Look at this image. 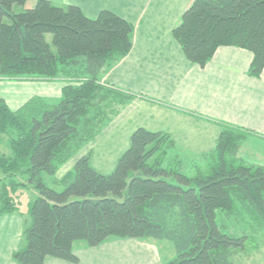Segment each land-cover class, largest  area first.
I'll use <instances>...</instances> for the list:
<instances>
[{
    "label": "trees",
    "instance_id": "16d2710c",
    "mask_svg": "<svg viewBox=\"0 0 264 264\" xmlns=\"http://www.w3.org/2000/svg\"><path fill=\"white\" fill-rule=\"evenodd\" d=\"M27 1L0 0V80L64 86L58 102L35 97L17 111L0 99V142L6 137L9 151H0V216L20 212L18 188L37 193L13 260L78 264V247L134 239L171 243L176 256L162 264H237L264 237V166L239 157L254 133L223 124L215 149L197 155L139 128L110 174L93 169L87 155L55 179L137 98L103 81L130 53L134 26L107 10L91 18L75 5L38 0L26 8ZM172 34L201 68L220 47H235L253 55L249 76L264 71V0H194Z\"/></svg>",
    "mask_w": 264,
    "mask_h": 264
},
{
    "label": "crops",
    "instance_id": "0c3cea01",
    "mask_svg": "<svg viewBox=\"0 0 264 264\" xmlns=\"http://www.w3.org/2000/svg\"><path fill=\"white\" fill-rule=\"evenodd\" d=\"M50 1L78 6L91 18L107 10L134 26L130 53L103 78L110 86L137 97L103 130L107 151L120 153L116 164L139 128L168 134L176 146L197 155L215 149L223 124L249 130L256 141L264 142V71L259 78L249 76L252 53L220 47L201 68L186 58L173 37L174 27L194 0ZM31 6L27 1L26 8ZM34 83L26 82V87ZM256 146L254 150L261 155L250 163L264 166V149ZM260 146L264 148V143ZM25 215L20 209L0 216V264H17L13 254L23 246ZM120 242L132 243L115 246ZM150 244L124 239L96 248L78 247L75 253L78 264H161L160 252ZM46 264L73 263L48 258Z\"/></svg>",
    "mask_w": 264,
    "mask_h": 264
},
{
    "label": "rangeland",
    "instance_id": "374dc122",
    "mask_svg": "<svg viewBox=\"0 0 264 264\" xmlns=\"http://www.w3.org/2000/svg\"><path fill=\"white\" fill-rule=\"evenodd\" d=\"M36 2L37 0H28V3L32 6L35 5ZM47 39L49 42H51L50 36H48ZM36 85H42V86L36 87ZM63 86L64 85L62 83L60 85L59 81L48 82L47 84L34 83V85L26 87V82H20V81L13 82V80H9V81L0 80V99L5 100V102L8 104L10 109L13 111L19 110L29 100L35 97L45 99L46 101H49L51 103H56L62 97ZM103 134H104V131L98 134L94 139L84 144L76 152V154L72 156V158H70L66 163H64L60 167L55 179L62 180L68 173H70L74 169L76 162L80 158L87 156V155L90 156V164L93 169H95L96 171L105 172L107 174H110L115 168V165H116L115 162L120 153H116L115 155H113L111 152L107 151L106 146L104 145L105 143L103 141V137H104ZM105 140L107 141L108 138ZM243 143L244 144L242 145L239 157L243 159V161L248 162L249 164H252L250 162H252L254 158H257V156L259 157L261 155L260 153H257L254 150V146L257 145L256 148L259 147L260 148L259 150L261 149L263 150L264 148H262V146L260 145L264 142L256 141V139L252 137V135H247ZM0 151L6 154L9 153L7 149V138L6 137H3L2 141L0 142ZM255 153L258 155H255ZM105 164H109L110 166L102 169L101 166ZM198 164L201 166L202 170L205 173H207L208 169L203 164V162L199 161ZM190 174H193V172L190 171ZM3 178L4 176L0 174V192L3 187V184H2ZM44 179L49 186L51 187L53 186L52 185L53 181L49 179V177L44 175ZM55 189H59V188H55ZM36 196H37V193L33 190L31 186L27 187L26 189L18 188V191L16 193V201L21 211L26 214L25 215L26 218H29L28 217V204L31 203ZM114 241H119V240H112L111 242H114ZM131 243L132 242H128V243L123 242V244H121L120 242L119 244H116L115 246L124 245V244L131 245ZM150 245L156 246L157 247L156 251L160 252L159 255L161 258V264L168 262L169 260L174 258L173 256H176L174 246L171 243H168V242L151 243ZM236 262L237 264H264V237L262 236L257 237V242H255L254 244H250L249 249L247 248L246 252L240 253L236 259Z\"/></svg>",
    "mask_w": 264,
    "mask_h": 264
}]
</instances>
